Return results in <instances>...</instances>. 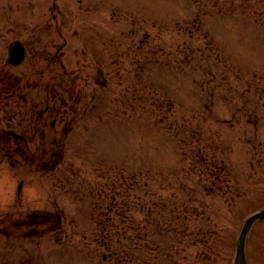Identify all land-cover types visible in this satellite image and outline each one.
I'll return each mask as SVG.
<instances>
[{
    "label": "rangeland",
    "instance_id": "rangeland-1",
    "mask_svg": "<svg viewBox=\"0 0 264 264\" xmlns=\"http://www.w3.org/2000/svg\"><path fill=\"white\" fill-rule=\"evenodd\" d=\"M53 1L0 0V66L10 41L38 35L37 51L19 74L47 77L65 66L69 81L83 64V136L80 148L64 151L70 163H63L62 179L74 178L76 187L77 177L88 185L98 180L104 195L107 180L126 181L129 190L116 195L123 215L106 218L117 238L112 247L98 242V227L93 241L68 224L72 210L92 212L108 202L95 197L99 186L78 206L74 190L62 191V224L71 229L62 239L69 241L62 264H112L104 255L121 256L123 242L129 250L123 264H135L134 255L140 264H232L244 217L264 204V75L254 70L264 73V0H55L54 9ZM96 18L114 39L85 48L81 39L97 34L90 25ZM132 50L134 58L119 61ZM190 82L200 95L184 92ZM45 244L48 257L32 264H61ZM248 253L250 264H264V221L255 226Z\"/></svg>",
    "mask_w": 264,
    "mask_h": 264
},
{
    "label": "flooded vegetation",
    "instance_id": "flooded-vegetation-1",
    "mask_svg": "<svg viewBox=\"0 0 264 264\" xmlns=\"http://www.w3.org/2000/svg\"><path fill=\"white\" fill-rule=\"evenodd\" d=\"M49 92L56 94L58 90L50 88ZM49 92L46 97L28 92L26 102L22 105L17 103L16 112L11 117L0 116V122L3 118H9L11 123L4 125L13 127L9 131H0V150L9 157L21 154L22 157L17 162L14 161L13 165L27 167L28 172L57 169L62 163V147L67 143L70 131L68 128L77 119V116L69 117L62 112V88L57 93L58 98L52 97ZM0 126L3 124L0 123ZM15 126L18 129L14 130ZM6 204L9 208L0 211V219L5 218L7 224H0V233L7 234L14 243L11 249H0L2 264L15 263L14 257H9V253L15 256L27 253L22 240L29 236L30 242L35 243L40 250L44 249L45 241L46 249H54V245H50L52 239L58 241L59 251L62 250L61 191L41 197L32 193L3 194L0 196V206ZM40 250V255L31 258L46 255L45 251ZM52 252L55 254L56 250Z\"/></svg>",
    "mask_w": 264,
    "mask_h": 264
},
{
    "label": "water",
    "instance_id": "water-1",
    "mask_svg": "<svg viewBox=\"0 0 264 264\" xmlns=\"http://www.w3.org/2000/svg\"><path fill=\"white\" fill-rule=\"evenodd\" d=\"M15 45V44H14ZM13 45V48H14ZM19 51H21V48H19ZM16 52L12 51V60H14L16 62V60H18V56L14 55ZM23 55V50L21 51V56ZM16 59V60H15ZM258 217H264V210L256 213L255 215L251 216L245 223L241 235L239 237L238 240V244H237V255H236V259H235V264H247V259H246V253H245V243H246V238H247V234L248 231L251 227V224L253 223V221L255 219H257Z\"/></svg>",
    "mask_w": 264,
    "mask_h": 264
}]
</instances>
